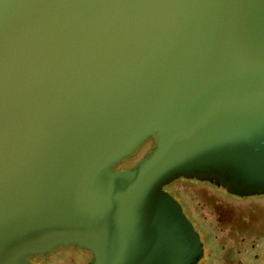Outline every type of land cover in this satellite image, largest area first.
<instances>
[{
  "label": "water",
  "instance_id": "obj_1",
  "mask_svg": "<svg viewBox=\"0 0 264 264\" xmlns=\"http://www.w3.org/2000/svg\"><path fill=\"white\" fill-rule=\"evenodd\" d=\"M180 178L264 196V0H0V264H196Z\"/></svg>",
  "mask_w": 264,
  "mask_h": 264
},
{
  "label": "flooded vegetation",
  "instance_id": "obj_2",
  "mask_svg": "<svg viewBox=\"0 0 264 264\" xmlns=\"http://www.w3.org/2000/svg\"><path fill=\"white\" fill-rule=\"evenodd\" d=\"M154 145L150 139L142 146L146 150L142 158ZM138 162L116 169H130ZM164 189H174L183 197V202L177 201L200 236L203 254L196 264H264V219L258 220L259 207L254 200L264 196L241 197L213 183L186 178ZM41 257L31 260L36 263Z\"/></svg>",
  "mask_w": 264,
  "mask_h": 264
},
{
  "label": "rangeland",
  "instance_id": "obj_3",
  "mask_svg": "<svg viewBox=\"0 0 264 264\" xmlns=\"http://www.w3.org/2000/svg\"><path fill=\"white\" fill-rule=\"evenodd\" d=\"M141 149V150H140ZM139 151L127 158L125 161L119 163L116 168H127L138 162L146 150H142V147ZM196 189V188H195ZM169 192L178 200L179 202H183V197L177 193L174 189H168ZM167 190V191H168ZM191 192H195L194 190H190ZM256 204L259 207L258 220L263 222L264 219V198L254 199ZM90 259V255L85 251H81L79 249H75L73 247L68 248H59L54 253L49 254L48 256H43L37 259L35 262L37 264H88ZM35 263V264H36Z\"/></svg>",
  "mask_w": 264,
  "mask_h": 264
}]
</instances>
